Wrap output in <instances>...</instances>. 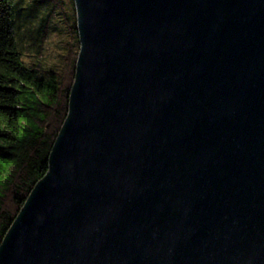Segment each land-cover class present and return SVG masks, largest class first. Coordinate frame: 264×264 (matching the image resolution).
<instances>
[{
    "label": "water",
    "instance_id": "water-1",
    "mask_svg": "<svg viewBox=\"0 0 264 264\" xmlns=\"http://www.w3.org/2000/svg\"><path fill=\"white\" fill-rule=\"evenodd\" d=\"M68 116L0 264H264V0H75Z\"/></svg>",
    "mask_w": 264,
    "mask_h": 264
},
{
    "label": "trees",
    "instance_id": "trees-1",
    "mask_svg": "<svg viewBox=\"0 0 264 264\" xmlns=\"http://www.w3.org/2000/svg\"><path fill=\"white\" fill-rule=\"evenodd\" d=\"M40 6L47 12L37 31L41 49L59 15L68 28L67 53L58 67L47 65L42 55L31 63L24 60L17 38L21 0H0V245L49 171L76 78L81 44L75 0H33L29 16Z\"/></svg>",
    "mask_w": 264,
    "mask_h": 264
},
{
    "label": "rangeland",
    "instance_id": "rangeland-1",
    "mask_svg": "<svg viewBox=\"0 0 264 264\" xmlns=\"http://www.w3.org/2000/svg\"><path fill=\"white\" fill-rule=\"evenodd\" d=\"M33 0H21V8H24L22 15L19 17L17 38L20 50L23 53V58L27 63L38 61L42 55V60L49 66L58 67L64 62V55L67 53L69 42L68 28L63 20L62 15H59L52 22V31L47 42L42 49L37 44L39 27L41 26L42 18H45L46 10L38 9L29 16V5ZM69 15L72 9L68 7ZM42 52V54H41Z\"/></svg>",
    "mask_w": 264,
    "mask_h": 264
}]
</instances>
